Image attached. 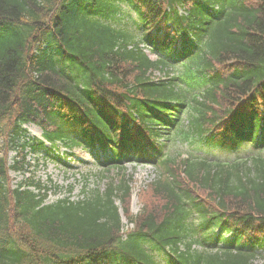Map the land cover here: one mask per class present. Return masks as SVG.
Returning <instances> with one entry per match:
<instances>
[{
    "label": "trees",
    "instance_id": "obj_1",
    "mask_svg": "<svg viewBox=\"0 0 264 264\" xmlns=\"http://www.w3.org/2000/svg\"><path fill=\"white\" fill-rule=\"evenodd\" d=\"M30 122L105 166L152 164L139 213L121 181L48 203ZM0 126V264H264V0H0ZM250 144L249 161L196 154Z\"/></svg>",
    "mask_w": 264,
    "mask_h": 264
},
{
    "label": "rangeland",
    "instance_id": "obj_2",
    "mask_svg": "<svg viewBox=\"0 0 264 264\" xmlns=\"http://www.w3.org/2000/svg\"><path fill=\"white\" fill-rule=\"evenodd\" d=\"M28 130L31 135L41 137L42 131L39 127L35 125H28ZM62 152H65L64 148H62ZM185 152L186 148L184 146H178L173 149L174 155L183 154ZM74 153L76 154L75 159H67L68 162H71V165H68L63 161L52 162L51 160L45 163L44 160H38V158L33 155H29L27 158L32 162V170L35 171L36 178L41 179L45 183L52 180L53 183H57L61 186L58 194H54L53 192L51 193V201L60 198V196L70 194L74 198H78L81 196L82 189L87 183L99 185L101 186V189H104L105 184L108 181V179L99 181L100 177L98 173L100 170L96 164V157H93L80 149H75ZM124 172V175L129 178L133 187L134 196L132 210L133 213H137L141 208L140 195H138V193L141 188L146 187L148 182L152 181L156 177V171L154 170V167L149 164L136 165V163H128ZM32 174L33 173H28L27 175L29 176ZM12 175L16 176L14 173H12ZM119 176L121 177V175ZM53 183L49 185H52ZM123 222L124 224H127V220L124 216Z\"/></svg>",
    "mask_w": 264,
    "mask_h": 264
}]
</instances>
